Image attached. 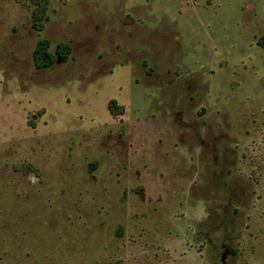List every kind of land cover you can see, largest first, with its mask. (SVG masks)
Segmentation results:
<instances>
[{
  "label": "rangeland",
  "instance_id": "374dc122",
  "mask_svg": "<svg viewBox=\"0 0 264 264\" xmlns=\"http://www.w3.org/2000/svg\"><path fill=\"white\" fill-rule=\"evenodd\" d=\"M32 8L0 0V264H264V0Z\"/></svg>",
  "mask_w": 264,
  "mask_h": 264
},
{
  "label": "trees",
  "instance_id": "16d2710c",
  "mask_svg": "<svg viewBox=\"0 0 264 264\" xmlns=\"http://www.w3.org/2000/svg\"><path fill=\"white\" fill-rule=\"evenodd\" d=\"M32 5L31 18L32 25L37 30H41L43 27V21L47 20V10L49 6V0H27ZM258 44L264 48V37H261ZM49 41L47 39H40L36 42V45L32 52L34 65L37 68H45L52 65L55 61H64L70 52V47L67 43L59 42L55 46L54 53L48 50ZM108 110L112 115H118L122 112V108L117 106L114 100L108 102Z\"/></svg>",
  "mask_w": 264,
  "mask_h": 264
},
{
  "label": "water",
  "instance_id": "95a60500",
  "mask_svg": "<svg viewBox=\"0 0 264 264\" xmlns=\"http://www.w3.org/2000/svg\"><path fill=\"white\" fill-rule=\"evenodd\" d=\"M223 257H224V256L222 255V259H223Z\"/></svg>",
  "mask_w": 264,
  "mask_h": 264
}]
</instances>
